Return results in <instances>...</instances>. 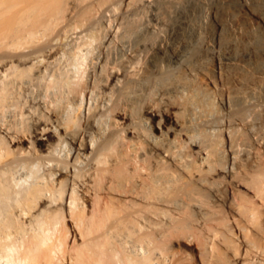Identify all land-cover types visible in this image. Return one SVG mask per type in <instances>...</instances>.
<instances>
[{"label": "bare ground", "instance_id": "1", "mask_svg": "<svg viewBox=\"0 0 264 264\" xmlns=\"http://www.w3.org/2000/svg\"><path fill=\"white\" fill-rule=\"evenodd\" d=\"M159 1L0 0V264H264V0Z\"/></svg>", "mask_w": 264, "mask_h": 264}, {"label": "rangeland", "instance_id": "2", "mask_svg": "<svg viewBox=\"0 0 264 264\" xmlns=\"http://www.w3.org/2000/svg\"><path fill=\"white\" fill-rule=\"evenodd\" d=\"M195 1V0H194ZM195 2H197V0L195 1ZM209 2V4H211V5H221V6H225L228 10H230L231 12H233L234 14H238L239 13V10H240V1L239 0H209L208 1ZM158 4L161 6V7H163L164 9V11H168L167 12V15L169 14V10H171L167 5H166V2H165V0H160L159 2H158ZM167 6V7H165V6ZM199 8V7H201V6H198V5H196V8ZM167 8V9H166ZM256 9H257V11H260L261 12V10H259V8L258 7H255ZM121 10H122V8H121V6H119V9L117 8V11H119V12H121ZM92 16V15H91ZM90 17V16H89ZM84 20V19H83ZM252 21V23L254 22L253 20H251ZM254 27H256V29H257V31H258V33H260V35H262L263 34V29H262V27H261V25L260 24H258L257 22H254ZM262 33V34H261ZM264 35V34H263ZM85 76L83 77V80H82V82L83 83H86V76H87V73H85L84 74ZM82 83V84H83ZM83 85H85V84H83ZM258 152H259V156H260V158H261V160H262V163L264 164V150L262 149V148H258ZM243 191V190H242ZM209 204V205H208ZM207 205L209 206V207H207V209H210V210H212L211 211V214L213 213V215H214V217H213V215H211L212 216V219L214 220H212L211 218L208 220L209 222L208 223H211L212 221L214 222L213 224H215V226H217L219 223H221V224H219L217 227H220L221 229H222V231H226L227 230V228H231L233 231L231 232V234H227L226 233V235H236L237 234V232H235L236 230H235V222L230 218V215L228 214V212L226 211V208H224V207H212L213 206V203L212 202H209ZM216 208V209H215ZM219 209V210H218ZM209 210V211H210ZM226 216V217H225ZM198 219V217H193L192 218V222H191V228L189 229V231H188V235H190V237H193V239L191 238V241H189V244H191V247H192V250H191V253H192V256H185V255H187V254H185V255H181V253L180 252H184L185 251V249H186V247L185 246H178L177 244L175 245V251H177V253L179 254V255H181L180 257H183V263L184 264H198V263H200V260L201 261H205L204 260V257H206L205 256V249L204 250H202L204 247H205V244H206V242H207V240H206V237H207V234L205 233V231L202 229V227H204V223L202 222V221H197V219ZM259 218V217H258ZM212 220V221H211ZM216 220V221H215ZM264 219L263 218H259L256 222L257 223H254L253 222V228H254V225H255V227L257 228H263L264 226V221H263ZM193 221H195V224H194V222ZM215 222H218V223H215ZM204 224V225H203ZM196 225V226H195ZM228 225V226H227ZM260 226V227H259ZM198 228V229H197ZM255 228V229H256ZM201 230V231H200ZM203 230V231H202ZM192 232V233H191ZM194 233V234H193ZM204 234H205V236H204ZM187 235V236H188ZM249 235V234H248ZM250 235H252L251 234V232H250ZM194 236H195V238H194ZM183 239V238H182ZM206 241H205V240ZM70 241V239L68 240V243H67V245L70 243L69 242ZM193 242V243H192ZM227 242H228V244L229 245H233V244H231V236L229 237V236H227ZM180 243V242H179ZM185 247V248H184ZM230 247V246H229ZM202 248V249H201ZM234 247L232 246V247H230V249H231V251L233 252L234 250ZM184 251H183V250ZM203 252V253H202ZM205 252V253H204ZM207 254V253H206ZM203 255V256H202ZM203 257V258H202ZM201 258V259H200ZM207 258V257H206ZM196 260L197 261H199V262H196Z\"/></svg>", "mask_w": 264, "mask_h": 264}]
</instances>
